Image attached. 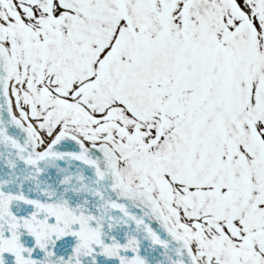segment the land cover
Listing matches in <instances>:
<instances>
[{
  "label": "snow or ice",
  "instance_id": "6c2138e0",
  "mask_svg": "<svg viewBox=\"0 0 264 264\" xmlns=\"http://www.w3.org/2000/svg\"><path fill=\"white\" fill-rule=\"evenodd\" d=\"M0 264H264V0H0Z\"/></svg>",
  "mask_w": 264,
  "mask_h": 264
}]
</instances>
